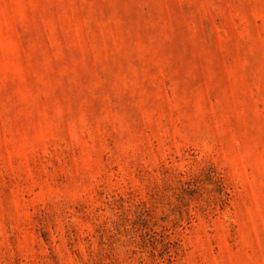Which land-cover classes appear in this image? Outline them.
Returning <instances> with one entry per match:
<instances>
[{
	"label": "rangeland",
	"instance_id": "rangeland-1",
	"mask_svg": "<svg viewBox=\"0 0 264 264\" xmlns=\"http://www.w3.org/2000/svg\"><path fill=\"white\" fill-rule=\"evenodd\" d=\"M0 264H264V0H0Z\"/></svg>",
	"mask_w": 264,
	"mask_h": 264
}]
</instances>
